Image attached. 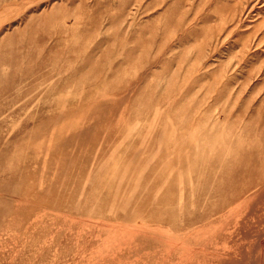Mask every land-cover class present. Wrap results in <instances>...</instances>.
I'll return each mask as SVG.
<instances>
[{"label":"rangeland","instance_id":"1","mask_svg":"<svg viewBox=\"0 0 264 264\" xmlns=\"http://www.w3.org/2000/svg\"><path fill=\"white\" fill-rule=\"evenodd\" d=\"M0 264H264V0H0Z\"/></svg>","mask_w":264,"mask_h":264}]
</instances>
